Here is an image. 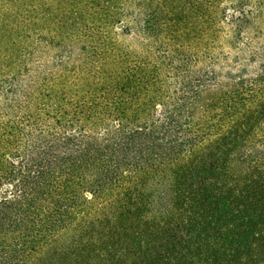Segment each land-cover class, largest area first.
<instances>
[{"label": "trees", "instance_id": "obj_1", "mask_svg": "<svg viewBox=\"0 0 264 264\" xmlns=\"http://www.w3.org/2000/svg\"><path fill=\"white\" fill-rule=\"evenodd\" d=\"M162 1L69 10L50 32L91 41L124 23L166 46L154 68L105 55L99 31L85 73L0 76V264H264V78L179 73Z\"/></svg>", "mask_w": 264, "mask_h": 264}, {"label": "rangeland", "instance_id": "obj_2", "mask_svg": "<svg viewBox=\"0 0 264 264\" xmlns=\"http://www.w3.org/2000/svg\"><path fill=\"white\" fill-rule=\"evenodd\" d=\"M140 3L141 0H0V76L18 70L23 74L45 73L48 78L60 72L71 73L69 70L85 73L91 66L86 63L83 48L93 47L95 53H101L103 41L99 39V31L106 35L105 55L120 52L130 56L133 64L154 68L159 64L154 52L162 59L166 46H153L135 31L125 34L124 23L101 24L96 39L91 41L82 37L50 38L54 17L69 10L102 11L129 6L133 14ZM160 4L167 12L177 11L176 17L170 15V18H175L183 31L181 40L177 41L181 52L176 59L187 66L186 71L178 70L179 73L201 68L208 81L222 83L229 77L248 83L257 77L264 78V0H245L241 7H234L228 0H164ZM26 14L35 21L32 28L23 22ZM28 33L30 38H26ZM163 65L160 69H164L166 81H171L177 70L175 64ZM263 128L261 124L257 130L255 147L259 152L264 151Z\"/></svg>", "mask_w": 264, "mask_h": 264}]
</instances>
